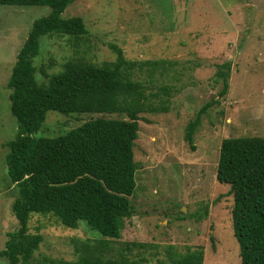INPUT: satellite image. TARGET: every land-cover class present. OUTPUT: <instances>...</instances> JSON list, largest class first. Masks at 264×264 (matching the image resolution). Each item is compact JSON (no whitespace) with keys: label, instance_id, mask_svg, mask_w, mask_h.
Listing matches in <instances>:
<instances>
[{"label":"rangeland","instance_id":"374dc122","mask_svg":"<svg viewBox=\"0 0 264 264\" xmlns=\"http://www.w3.org/2000/svg\"><path fill=\"white\" fill-rule=\"evenodd\" d=\"M49 12L48 6L0 5V249L7 232L18 227L11 207L17 187L5 164L6 142L14 138L17 122L6 84L31 23ZM61 16L82 17L87 33L77 40L56 34L40 38L33 58L39 82L46 81L42 66L55 73L76 57L101 64L115 59L116 46L128 60H160L154 90L170 87L168 95L160 93L169 100L166 112L140 114L133 147L136 190L129 197L133 214L124 219L120 238L111 240L107 257L173 264L171 253L201 246L203 264H240L233 195L216 170L223 138L264 137V0H74ZM149 69L144 66L135 76L146 80ZM219 69L228 72L223 96ZM214 100L194 132L192 149L184 139L186 124ZM96 117L124 115L49 110L34 135H61ZM29 230L43 236L33 255L38 260H74L73 238L101 237L84 220L72 229L50 214H31Z\"/></svg>","mask_w":264,"mask_h":264},{"label":"trees","instance_id":"16d2710c","mask_svg":"<svg viewBox=\"0 0 264 264\" xmlns=\"http://www.w3.org/2000/svg\"><path fill=\"white\" fill-rule=\"evenodd\" d=\"M74 0H0V5L48 6L47 15L34 19L16 54L7 81L10 112L17 122L13 139L6 142L5 164L10 183L17 187L12 211L18 222L7 232L0 258L6 264H146L111 253V240L121 236L124 219L133 214L129 197L136 190L133 147L139 131L140 114L166 112V84L155 89L154 72L160 60H128L119 47L116 57L101 64L84 58L66 61L63 68L40 73L33 58L42 36L67 35L78 39L87 33L80 16L64 18V9ZM148 66V78L137 70ZM222 67H228L222 64ZM166 69L162 67L160 73ZM219 94L227 93L228 72L219 69ZM214 101L206 102L185 127L184 139L193 146V135L201 117ZM49 110L61 113L123 114L124 118L96 117L56 136H35ZM216 178L229 184L233 195L231 223L239 248L240 264H264V137L223 138L219 147ZM50 214L67 228L84 220L101 235L96 239L73 238L74 260L44 256L35 258L43 236L29 230L31 214ZM213 240V237H210ZM136 245V243H133ZM173 264H203V248L171 253Z\"/></svg>","mask_w":264,"mask_h":264}]
</instances>
